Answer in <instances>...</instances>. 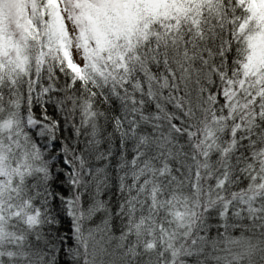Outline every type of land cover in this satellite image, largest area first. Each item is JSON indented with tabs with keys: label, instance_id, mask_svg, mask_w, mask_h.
Here are the masks:
<instances>
[{
	"label": "snow or ice",
	"instance_id": "6c2138e0",
	"mask_svg": "<svg viewBox=\"0 0 264 264\" xmlns=\"http://www.w3.org/2000/svg\"><path fill=\"white\" fill-rule=\"evenodd\" d=\"M0 264H264V0H0Z\"/></svg>",
	"mask_w": 264,
	"mask_h": 264
}]
</instances>
